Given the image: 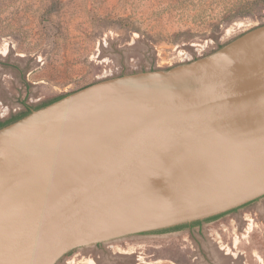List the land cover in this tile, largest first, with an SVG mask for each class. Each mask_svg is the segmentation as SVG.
<instances>
[{
	"label": "water",
	"instance_id": "1",
	"mask_svg": "<svg viewBox=\"0 0 264 264\" xmlns=\"http://www.w3.org/2000/svg\"><path fill=\"white\" fill-rule=\"evenodd\" d=\"M264 196V25L166 70L105 78L0 128V264Z\"/></svg>",
	"mask_w": 264,
	"mask_h": 264
},
{
	"label": "rangeland",
	"instance_id": "2",
	"mask_svg": "<svg viewBox=\"0 0 264 264\" xmlns=\"http://www.w3.org/2000/svg\"><path fill=\"white\" fill-rule=\"evenodd\" d=\"M262 25L264 0H0V123L105 78L206 56ZM218 218L187 241L186 229L143 233L55 264H264V196ZM219 224L218 243L207 228Z\"/></svg>",
	"mask_w": 264,
	"mask_h": 264
},
{
	"label": "trees",
	"instance_id": "3",
	"mask_svg": "<svg viewBox=\"0 0 264 264\" xmlns=\"http://www.w3.org/2000/svg\"><path fill=\"white\" fill-rule=\"evenodd\" d=\"M60 98H62V97H57V98L51 100L49 103H47V104H43V105L40 106L39 108H41V107H43V106H46V105H48V104H50V103H52V102H54V101H56V100H58V99H60ZM36 109H38V108H36ZM30 111H31V109H28L27 111L21 113L20 115L15 116V117H12V118H10L9 120H7L6 122L0 123V128L4 127V126H6V125H8V124H10V123H12V122H15L16 120H18V119L22 118L23 116L29 114ZM222 214H223V213H222ZM219 216H221V214L216 215V216H213V217H210V218H207V219H204L203 221L212 220V219L218 218ZM200 222H201V221H195V222H192V223H190V224H191V225H197V224H199ZM187 225H188V224L178 225V226H175V227H171V228H167V229H162V230L154 231V232L176 231V230H179V229H182V228L186 227ZM150 233H153V232H150Z\"/></svg>",
	"mask_w": 264,
	"mask_h": 264
},
{
	"label": "built area",
	"instance_id": "4",
	"mask_svg": "<svg viewBox=\"0 0 264 264\" xmlns=\"http://www.w3.org/2000/svg\"><path fill=\"white\" fill-rule=\"evenodd\" d=\"M232 222V220L230 221V223ZM227 226H225L224 224H219V226L217 227V228H212V227H209V228H207V230L210 232V236L211 237H215V238H213V240H214V242H220L219 240V234H217V231H227ZM194 229V228H193ZM193 229H191V230H187V233H186V235L183 237V240L184 241H187V238H188V235L190 234V233H192V231H193ZM197 231H200V229L198 228L197 229ZM218 238V239H217ZM191 247H193L194 248V245H192V241H191Z\"/></svg>",
	"mask_w": 264,
	"mask_h": 264
},
{
	"label": "flooded vegetation",
	"instance_id": "5",
	"mask_svg": "<svg viewBox=\"0 0 264 264\" xmlns=\"http://www.w3.org/2000/svg\"><path fill=\"white\" fill-rule=\"evenodd\" d=\"M248 204V203H247ZM247 204H245V205H247ZM232 211V210H231ZM231 211H228V212H225V213H223V214H221V216H219L220 218H222V217H224V216H226V215H229L230 213H231ZM217 219H219V218H215V219H212V220H208V221H205V222H213V221H215V220H217ZM201 224L199 223V224H197V225H191V224H188L186 227H184V228H182V229H179L178 231H180V230H191V229H193V228H195V227H199ZM177 231V230H176ZM225 246H223V248H224Z\"/></svg>",
	"mask_w": 264,
	"mask_h": 264
}]
</instances>
